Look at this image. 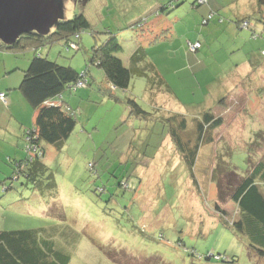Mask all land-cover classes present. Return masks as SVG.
Masks as SVG:
<instances>
[{
    "label": "rangeland",
    "instance_id": "rangeland-1",
    "mask_svg": "<svg viewBox=\"0 0 264 264\" xmlns=\"http://www.w3.org/2000/svg\"><path fill=\"white\" fill-rule=\"evenodd\" d=\"M148 1L153 0H88L85 5L61 1L62 20L83 14L92 25L81 30V50H67L62 40L45 43L37 51L79 73L87 69L88 86L63 94L77 110V124L61 147L42 142L48 169L40 185L18 178L17 172L8 174L5 168L10 164L0 157V231L36 229L41 238L53 240L56 249L70 256L69 264H226L233 259L234 264H264L260 247L253 248L247 231L238 227L240 208L230 197L264 149V112H260L264 109V26L255 20L258 15L248 16L256 29L246 35H257L248 47L258 67L242 73L241 84L254 92V98L244 95L241 104L229 99L225 107L215 108L226 122L212 131L215 142L207 144L208 154H201L208 155L209 162L200 155L193 177L171 130L185 120L182 138H192L200 113L213 111L206 82L217 78L215 82L225 83L228 75L238 76L231 59L222 60L226 38L213 40L212 29L219 19H231L230 14L213 9L217 19H211L209 9L204 15L211 0L199 6L195 0H170L159 19L179 18L172 28L176 26L180 33L168 38L148 31L149 22L158 19ZM231 1L215 0L214 5L237 2ZM204 17L211 20H198ZM110 35L120 39L123 49L118 55L127 66L133 64L136 48L145 46L148 59L171 91L150 70L146 75L133 74L127 90L114 88L104 70L90 62L93 47ZM207 36H213V43L204 60L200 51L189 49L188 42L198 37L204 41ZM2 44L0 53L7 52L4 63L16 60L20 69L13 73L23 75L37 51L10 50ZM3 66L0 62V71ZM129 99L145 111L142 116L129 106ZM26 103L16 104V114L24 118L28 112L32 118L34 109ZM15 123L16 132L1 127L0 153L9 137L22 143L26 152L24 132ZM217 202L229 224L221 220ZM219 255L226 262L217 260Z\"/></svg>",
    "mask_w": 264,
    "mask_h": 264
},
{
    "label": "trees",
    "instance_id": "trees-1",
    "mask_svg": "<svg viewBox=\"0 0 264 264\" xmlns=\"http://www.w3.org/2000/svg\"><path fill=\"white\" fill-rule=\"evenodd\" d=\"M195 2L199 6L200 4L207 3L208 0H204L203 2L195 0ZM257 2L259 8L255 14L258 15V19L255 20L264 26V15L262 16L264 0H257ZM169 5L168 3L163 8H168ZM210 18H217L216 12L212 9ZM211 19L204 17L202 22L208 23ZM252 20L249 17H245L243 19H235L233 22L239 28L249 29L255 33L256 28L253 27ZM217 23L221 27H225L230 23V19H219ZM91 27L92 25L87 17L81 14L70 20H60L47 35H41L32 31L20 36L13 45H2H4L5 49L10 50L32 48L37 51L45 43L65 40L64 45L67 50L79 51L81 50L79 40L81 39V30ZM253 36L257 37L256 34ZM199 42L201 43V41ZM72 44H76L77 47H73ZM122 49L123 46L120 39L116 35H110L104 42L95 45L92 50L90 62L104 70L108 82L114 88L127 90L130 87L133 74L140 73L146 75V71L150 70L154 72L160 83L166 85V89L171 90L165 78L156 70L153 62L148 59L147 51H145L143 46H140L132 55L133 64L131 66L125 65L122 58L119 57L118 54ZM23 73L20 89L35 112L33 125L24 131L27 143L26 151L28 155H31L33 154V147H36V155L40 157H34L33 160L19 164V174L17 177L24 176L28 181L40 185V178H44L47 171V167L40 161L45 156V148L42 142L45 141L61 147L75 129L77 110L65 102L63 94L67 89L76 92L88 86V70L86 69L82 73H79L72 66L61 65L48 57H43L37 51L34 57L30 59L29 66ZM83 80L85 86L76 87L77 83ZM154 90L152 91L150 87L151 92H154ZM5 95L7 99V93ZM128 104L138 116H142L145 113L134 99H129ZM198 118V135L193 136L189 140H184L181 134L183 132L182 128L186 129L185 120L180 122V125L179 123L176 126L173 125V129L171 130V136L181 158L193 174V177H195L194 171L197 170L198 156L201 148L204 144L213 141L212 131L218 130L225 124V118L217 116L211 110L206 111ZM37 160L42 164V167L39 169L35 166L28 168L31 162ZM255 161L253 160L254 163ZM248 174L247 177H242L234 185L230 197L240 208L238 227L240 229L244 228L247 231L253 242L251 246L253 248L259 246L258 250L264 256V193L262 192V188L264 187V163L251 166ZM226 176V178L231 177L230 175ZM219 184L222 185L223 183L219 181ZM215 204V209L219 211L221 220L223 217L224 223L229 224L220 203L217 202ZM188 251H191L192 254L196 253L195 250ZM216 259L225 262L227 260L220 255ZM70 261L71 258L68 254L56 249L53 240L41 238L40 232L36 229L0 232V264H69ZM226 264H234V259Z\"/></svg>",
    "mask_w": 264,
    "mask_h": 264
},
{
    "label": "crops",
    "instance_id": "crops-1",
    "mask_svg": "<svg viewBox=\"0 0 264 264\" xmlns=\"http://www.w3.org/2000/svg\"><path fill=\"white\" fill-rule=\"evenodd\" d=\"M167 1V2H166ZM168 1L170 0H153V1H148V8L150 10H152L151 13L155 12V17H157L158 19H154V21L152 23L149 22V26H148V31L149 29L152 30L151 32H161V33H165V37L168 38H172V36H177L176 34H179L180 32L178 31L177 27L175 26L174 29L172 28V24H176L177 23V19H159L162 17V13H163V6L166 5V3H168ZM237 1V2H235ZM217 2V1H216ZM215 0H211L209 2L210 8H207L205 10L204 15L207 14V12L209 11V9H215L218 11H221V9H223L224 11H228L229 12V17L230 19V23L228 25H226L225 27H221L218 23L217 25H215V27L212 29L213 33L215 34L214 37V41L220 39L222 36H224L226 38V45L224 47V49L222 50L223 52V61H227L228 59H231L232 61V65L233 63L235 64V66L238 68L239 73L238 76H227V81L225 80V83L222 81H216V79L213 78V80L211 82H206V85L208 86V88L210 89V95L212 96V103L210 105V109H213V111H215L216 107H225V104H227L228 101H230L229 99H234L233 102H236V104H241L240 101L243 99L244 95L247 96L248 100H251L252 98H254L253 93L251 92V89L249 87H243L241 82L244 81L243 77H242V73H244L245 75L248 74V71L251 70L252 68H256L258 66H254L253 63L256 61H258V59L255 58V56H253L252 54H250L249 50L250 48L248 47V45H250L248 43V41H253L252 40V36L253 35H248L250 37H248L246 34H249V32L252 31L249 29H242L239 28L233 21L236 19H243L245 17H248L249 15H251L252 13L255 14L257 13V10L259 8L258 6V2L257 0H232L231 2H235L233 4H228V2H222V4L220 5H214ZM235 6V8L233 9L232 7ZM262 10H264L262 8ZM159 11L160 13L156 16V12ZM217 19V18H216ZM228 19V18H226ZM198 20H202V19H198ZM171 35V36H170ZM175 37H173L175 39ZM213 37V36H211ZM209 36H207L205 38V42L202 41V39H200L199 37L195 40H191V42H197V41H201L202 46L201 48L198 50L202 53V56L204 57V60H207L209 53L212 50V43L213 40L210 41ZM173 39V40H174ZM251 44H253V42H250ZM142 45H139L136 50L132 53V55L139 49V47ZM253 45H251L252 47ZM145 48L146 51V47L143 46ZM197 52V51H196ZM5 53V54H3ZM6 51H2L0 53V62H2V64H4L3 66V70L0 71V93L1 92H5L7 93V99L6 101H3L0 98V132L3 130L1 127L10 130V131H15L17 129V123H15V121H18V123H20V127L19 129L23 130L26 128L27 125H30L32 123H34V118H35V112H33V116L32 118L27 114L25 115L24 118L18 117L16 114V104L19 103H25V105L27 106V99L24 97L20 86H21V82L23 79V75L20 73H13L15 72L19 66L17 65V61L15 60L14 64L9 65L8 63H4V59L6 58ZM235 54V55H233ZM148 57V55H147ZM215 57V55H214ZM19 58V57H18ZM263 59V64H264V55L262 56ZM30 60V58H29ZM258 64V63H257ZM24 67V63L23 66ZM260 67V66H259ZM264 67H261V69H263ZM231 79L234 80V83L231 84ZM4 82V83H3ZM171 91V90H169ZM172 98V97H171ZM257 99V98H255ZM176 100V99H175ZM264 103V102H263ZM235 104V105H236ZM182 106V105H181ZM28 108V107H27ZM15 110V111H14ZM263 111L264 109L260 110V112ZM17 112H18V108H17ZM206 112V111H205ZM202 112L200 113V116L203 115ZM32 114V113H31ZM199 115V114H198ZM217 116H223L222 114H216ZM224 117V116H223ZM20 120V122H19ZM226 122V120H225ZM15 123V126H14ZM30 125V126H32ZM198 125V123H197ZM197 125L195 126L194 129V137L197 136ZM213 138L214 135H212ZM25 138V136H24ZM1 140V139H0ZM10 141H4L3 142V146H4V151L2 153H0V157H2V159L4 161H8L9 162V166H7V168H5V171H7V173L10 175H12L13 173L17 172L15 175H17L18 169H19V164L24 163L25 161H29L30 159L28 158L30 155H28L27 151L25 152L24 150V145L22 143H17L15 137H9ZM192 140V139H191ZM213 142H215L213 140ZM205 144L199 153L198 156V162L200 159V155L203 153L208 154V149L207 151L205 148H208V146ZM245 145V144H243ZM206 146V147H205ZM27 148V143H26V147ZM246 149V147L244 146L243 150ZM262 151V152H261ZM43 156V155H42ZM203 159H205V162H207L208 159V155L207 156H203ZM36 157H40L39 155H37ZM255 163L253 164L254 166L257 165L258 163H264V149L259 150V154H258V158L255 159ZM42 164H44L47 169L48 166L44 161V158L40 160ZM209 162V161H208ZM211 162V161H210ZM30 163V162H29ZM28 163V164H29ZM39 163V161H33L29 164L28 168H31L33 166L37 167V169H39L40 167H42V164ZM29 170V169H28ZM232 172V171H231ZM10 179V178H9ZM12 184L9 186L12 188ZM19 192H16V196L18 195ZM1 232V231H0Z\"/></svg>",
    "mask_w": 264,
    "mask_h": 264
},
{
    "label": "water",
    "instance_id": "water-1",
    "mask_svg": "<svg viewBox=\"0 0 264 264\" xmlns=\"http://www.w3.org/2000/svg\"><path fill=\"white\" fill-rule=\"evenodd\" d=\"M62 0H0V41L13 45L25 33L47 35L62 20ZM84 5L88 0H76Z\"/></svg>",
    "mask_w": 264,
    "mask_h": 264
},
{
    "label": "built area",
    "instance_id": "built-area-1",
    "mask_svg": "<svg viewBox=\"0 0 264 264\" xmlns=\"http://www.w3.org/2000/svg\"><path fill=\"white\" fill-rule=\"evenodd\" d=\"M200 2H203L204 0H199ZM189 46H190V49L192 50V51H195V50H197V49H199L200 47H201V43L199 42V41H197V42H189ZM75 47V46H74ZM81 86H85V82L84 81H79L78 83H77V86L76 87H81ZM75 89V88H74ZM0 96H1V99L3 100V101H6V95H5V93H1L0 94ZM36 151H37V148L36 147H33V154H31L30 156H29V159L30 160H33L34 159V157H36L37 155H36ZM19 174V173H18Z\"/></svg>",
    "mask_w": 264,
    "mask_h": 264
},
{
    "label": "clouds",
    "instance_id": "clouds-1",
    "mask_svg": "<svg viewBox=\"0 0 264 264\" xmlns=\"http://www.w3.org/2000/svg\"><path fill=\"white\" fill-rule=\"evenodd\" d=\"M189 42H191V41H189ZM194 43V42H193Z\"/></svg>",
    "mask_w": 264,
    "mask_h": 264
},
{
    "label": "flooded vegetation",
    "instance_id": "flooded-vegetation-1",
    "mask_svg": "<svg viewBox=\"0 0 264 264\" xmlns=\"http://www.w3.org/2000/svg\"><path fill=\"white\" fill-rule=\"evenodd\" d=\"M76 1V0H75Z\"/></svg>",
    "mask_w": 264,
    "mask_h": 264
}]
</instances>
